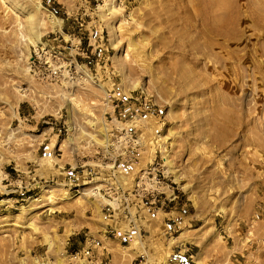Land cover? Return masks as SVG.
Masks as SVG:
<instances>
[{
  "label": "rangeland",
  "instance_id": "374dc122",
  "mask_svg": "<svg viewBox=\"0 0 264 264\" xmlns=\"http://www.w3.org/2000/svg\"><path fill=\"white\" fill-rule=\"evenodd\" d=\"M81 261L264 264V0H0V264Z\"/></svg>",
  "mask_w": 264,
  "mask_h": 264
},
{
  "label": "built area",
  "instance_id": "2783aa9c",
  "mask_svg": "<svg viewBox=\"0 0 264 264\" xmlns=\"http://www.w3.org/2000/svg\"><path fill=\"white\" fill-rule=\"evenodd\" d=\"M53 48L49 40H41L33 49L32 55H30L28 71L32 78L40 83L57 84L72 73L71 68L74 65V61L69 59L62 60L59 58L60 53L57 55L52 52ZM99 246V242L90 241L80 254H75V257L81 255L90 262L93 260V250L98 249Z\"/></svg>",
  "mask_w": 264,
  "mask_h": 264
},
{
  "label": "bare ground",
  "instance_id": "6f19581e",
  "mask_svg": "<svg viewBox=\"0 0 264 264\" xmlns=\"http://www.w3.org/2000/svg\"><path fill=\"white\" fill-rule=\"evenodd\" d=\"M112 5V4H111ZM39 7L37 6L36 7V9H38ZM109 10L110 11H115V9H114V6H110V8H109ZM29 16V15H28ZM47 17H48V20H49V23L51 24V26L53 27V28H55L56 26L57 27H59V25H60V20L59 19H57V18H55L51 13H49L48 15H47ZM32 18H33V15H32ZM32 18H31V15H30V17L28 18V20H29V28H28V31L30 32L29 34V36H28V38H29V41H30V43L32 44V45H34V44H36V43H38V42H40V36H41V34H38V32L37 33H35V29L37 28V21L36 22H33L32 21ZM27 23V24H28ZM22 35V34H21ZM23 37V36H22ZM27 38V39H28ZM164 161H166L165 159H164ZM167 164H168V162H166ZM80 264H84L82 261L80 262Z\"/></svg>",
  "mask_w": 264,
  "mask_h": 264
}]
</instances>
